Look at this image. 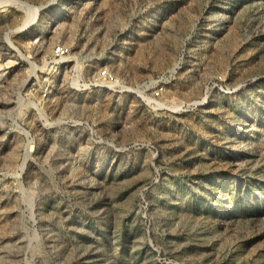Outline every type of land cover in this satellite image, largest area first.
<instances>
[{
	"label": "rangeland",
	"instance_id": "374dc122",
	"mask_svg": "<svg viewBox=\"0 0 264 264\" xmlns=\"http://www.w3.org/2000/svg\"><path fill=\"white\" fill-rule=\"evenodd\" d=\"M0 250L264 264V0H0Z\"/></svg>",
	"mask_w": 264,
	"mask_h": 264
},
{
	"label": "built area",
	"instance_id": "2783aa9c",
	"mask_svg": "<svg viewBox=\"0 0 264 264\" xmlns=\"http://www.w3.org/2000/svg\"><path fill=\"white\" fill-rule=\"evenodd\" d=\"M69 53H70L69 46L64 45V44L58 45L55 49V54L59 57H65V56L69 55ZM103 74L109 80V82H115L116 81V76L112 72H110L109 70H103ZM162 91H163V87L160 86V87L156 88L154 94L156 96H160Z\"/></svg>",
	"mask_w": 264,
	"mask_h": 264
},
{
	"label": "bare ground",
	"instance_id": "6f19581e",
	"mask_svg": "<svg viewBox=\"0 0 264 264\" xmlns=\"http://www.w3.org/2000/svg\"><path fill=\"white\" fill-rule=\"evenodd\" d=\"M3 250H4V249H3ZM3 250H2V251H3ZM0 251H1V250H0Z\"/></svg>",
	"mask_w": 264,
	"mask_h": 264
}]
</instances>
